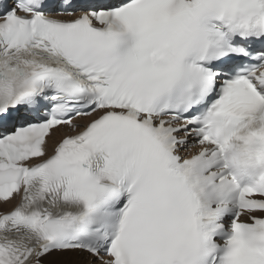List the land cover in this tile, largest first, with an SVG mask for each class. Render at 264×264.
Segmentation results:
<instances>
[{"label": "snow or ice", "instance_id": "snow-or-ice-1", "mask_svg": "<svg viewBox=\"0 0 264 264\" xmlns=\"http://www.w3.org/2000/svg\"><path fill=\"white\" fill-rule=\"evenodd\" d=\"M0 264H264V0H0Z\"/></svg>", "mask_w": 264, "mask_h": 264}]
</instances>
